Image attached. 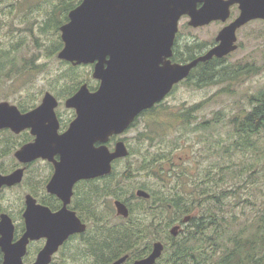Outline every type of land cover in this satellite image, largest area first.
<instances>
[{
  "label": "flooded vegetation",
  "instance_id": "1",
  "mask_svg": "<svg viewBox=\"0 0 264 264\" xmlns=\"http://www.w3.org/2000/svg\"><path fill=\"white\" fill-rule=\"evenodd\" d=\"M225 1L230 0H221L219 3L221 10L227 8V13L220 15L226 16L225 18L218 17L197 27L191 26L200 30L219 25L213 38L203 40L193 36L192 42L184 45L185 50H176V37L173 53L169 58L172 64L190 62L220 44L218 36L221 31L234 23L243 12L241 1L244 0H232L230 3ZM205 3L206 0L197 1L198 12ZM203 16L204 13L199 12L200 20ZM184 18L188 19L189 24V15L181 17ZM255 22L264 24V17H253L237 27L235 50L222 57L214 56L210 60L199 62L185 79L174 84L169 93L150 105L141 107L138 114L132 116L134 109L126 106L132 103L130 99H120L125 107H114L112 112L117 111L119 115L106 113L105 100L98 102V105L96 100H89L86 103L90 102L89 105H92L88 110L90 116H94L92 123L73 126L79 116V110L77 107L68 106L67 100L79 90L84 84L82 83L71 94L64 90L62 94L51 92L57 99L54 109L56 117L38 116V123L24 125L19 131L11 127L0 129V173L7 176L16 172L20 178L17 183L4 184L0 187V221L2 215L7 214L14 225L11 235L8 227V233L4 236V246L0 245V264H4L7 257H11L15 263L22 261L23 264H35L45 257L48 258L45 264H112L124 257L120 264H133L149 256L155 243L161 242L164 249L155 263L159 264L168 255L172 236L179 238L180 235L195 231L197 204L192 205V211L180 213L176 221L169 226L170 217L174 214L171 200L176 195V192L173 194L169 192L166 183L171 175L170 168L158 162H137L136 158L132 157L137 154V149L132 146L134 134L152 139L155 135H162L166 124L172 122H175L172 125L179 122L190 124L194 119V111L189 120H186L184 114L187 109L175 115L174 112L164 114V111L169 105V97L179 85L188 80H195L194 84L197 85L198 69L207 68L210 64L226 62L225 64L231 68H239L245 73L253 72L247 64L233 66L230 62L241 46L240 33ZM188 48L193 49V52L189 53ZM189 54L191 58L185 60ZM210 67L213 68V65ZM87 85L91 92H96L101 87V81L99 80L96 85L90 86L88 83ZM261 91L250 97L248 104L252 105V108L260 101ZM123 92L131 96L130 91H122V94ZM9 102L17 105L19 110L26 114L40 106L43 98L35 103H31L29 99L25 102L24 99L15 103ZM250 111L246 115L242 114L238 119L232 120L231 117L230 120L235 122L237 128L249 129L244 128L245 125H249V121L246 120L259 118L251 116ZM98 114L103 117L100 119L102 122L97 121ZM106 119L117 122L107 124ZM162 120L164 123L157 126ZM81 127L99 131L96 136L100 137L94 141L93 149H99L105 155L106 151L112 154L118 147L124 145L127 154L114 159L111 162V170L107 173L84 176L80 172L68 170L72 144L68 133L72 128L78 131ZM262 128L263 125L260 130ZM186 129L189 130V128L180 130L182 132ZM258 129L259 126L256 125L253 131L260 132ZM39 136L43 138L40 148L28 147L36 143ZM20 150L23 153L18 157L16 153ZM90 159L95 160L96 157ZM182 159L180 163L185 169L186 161ZM77 160H80L79 157ZM102 160L105 167L104 158ZM123 161H126L124 168H122ZM74 165L79 166L80 163L76 162ZM172 172L175 175V171ZM154 178L160 180L159 185L155 184ZM11 191L16 192L14 195H17V200L4 202L1 196ZM139 191H145L149 195L139 194ZM194 191L192 189L191 193ZM196 192L191 196L195 203ZM119 201L126 205L129 210L128 216L119 212L117 206ZM138 220L141 223L139 232ZM83 225L84 230L81 229ZM174 226L180 227L177 235L171 233V228ZM2 238L3 233L0 232V240ZM9 246L13 248L7 252ZM49 246V253H45Z\"/></svg>",
  "mask_w": 264,
  "mask_h": 264
},
{
  "label": "rangeland",
  "instance_id": "2",
  "mask_svg": "<svg viewBox=\"0 0 264 264\" xmlns=\"http://www.w3.org/2000/svg\"><path fill=\"white\" fill-rule=\"evenodd\" d=\"M81 1L0 0V59L18 53L19 67L29 62L27 70L18 79L1 85L0 101L15 103L29 99L35 103L43 98L46 91L62 94L63 90L73 89L78 82L90 86L98 84L99 80L93 76L94 65H73L59 59L58 53L50 55V46L57 39L62 40L60 26L68 21H65L67 9H73L72 4H80ZM53 18L57 19V25L63 21L56 29L51 22ZM187 20L184 18L179 22L176 50H185L184 45L192 42L193 36L212 39L219 28V25H214L198 30L191 27ZM43 26L46 30H42ZM240 42L241 46L230 64H247L253 72L231 68L226 62L210 64L213 65L212 70L198 69L197 85L195 80L179 85L169 97V105L164 111V114L174 112L175 115L196 105L192 110L194 119L190 124H166L162 135H155L152 139L134 134L132 146L137 149V154L132 157L137 162H158L169 166L171 175L166 183L171 194L177 191L190 196L192 188L187 182L193 181L208 180L207 184L218 182L222 187H236L242 202L238 207H232V213L244 222L247 217H254L264 210V126L260 135L257 131L251 133V146L243 152L236 145L243 129L237 128L232 120L246 115L252 108L248 104L250 97L264 89V24L255 22L246 27L240 33ZM30 64L39 67L30 69ZM73 66L77 75L72 72ZM207 72L214 75L210 82L204 79L208 76ZM162 123L164 120L157 126ZM182 128H189L190 131L181 132ZM181 159L186 161L187 168L183 169ZM125 162H122V168ZM212 177L213 180H210ZM179 179L184 181V185L176 190L173 186ZM154 182L160 184L159 179L154 178ZM15 193L6 192L1 197L4 202L16 201ZM234 202L236 199L232 196L227 199L228 204ZM197 215H201L200 208Z\"/></svg>",
  "mask_w": 264,
  "mask_h": 264
},
{
  "label": "water",
  "instance_id": "3",
  "mask_svg": "<svg viewBox=\"0 0 264 264\" xmlns=\"http://www.w3.org/2000/svg\"><path fill=\"white\" fill-rule=\"evenodd\" d=\"M198 0H82L80 4L70 10L69 20L60 26L63 48L58 53V58L71 62L73 65L94 64L93 76L101 81V87L96 92H91L87 83H84L79 90L67 100L68 106L77 107L79 116L75 124L88 125L93 121L90 116L89 100L98 102L105 100L106 113L119 115V112H112L115 106L125 107L121 100H132L126 105L139 113L140 108L163 98L171 91L174 84L185 79L191 70L201 61H207L214 56L222 57L235 50V31L237 27L253 17H264V0L241 1L243 12L234 23L224 28L218 36L220 44L202 55L187 63L172 64L169 58L173 53V46L179 22L183 15H189V25L197 27L210 22L227 13V8L221 10V0H206L204 7L199 11L204 16L199 19L197 11ZM232 1V0H230ZM230 1H225L230 3ZM128 90L131 96L122 91ZM56 97L51 93H45L40 106L23 114L17 105L7 100L0 101V129L11 127L19 131L24 125L39 122L38 116L55 115ZM123 115V113H121ZM101 114H98L97 121ZM116 121L105 120V123H116ZM97 130L80 128L75 131L73 128L68 133L72 140L69 151L68 170L82 173L84 176L107 173L111 170V162L119 156L127 154L125 146L110 154L105 155L99 149H93V143L100 136ZM102 133V132H101ZM108 135V133H106ZM42 137L28 147L37 149L41 146ZM22 150L17 151L19 157ZM95 156V160L90 157ZM79 157L80 160H77ZM99 157V159H98ZM105 160V167L103 159ZM79 162V166L74 164ZM18 173L3 175L0 173V187L4 184L12 185L19 181ZM139 194L148 196L145 191ZM119 212L125 216L129 210L122 202H117ZM186 220L188 218H185ZM13 231L12 219L7 214L2 215L0 221V232L3 238L0 245L4 246V236ZM179 226L171 228V233L178 234ZM82 230L85 229L83 225ZM19 245V244H18ZM16 245V246H18ZM13 247H7L10 252ZM164 245L161 242L155 243L152 253L133 264H155L161 256ZM50 246L45 253H49ZM124 257L112 264H120ZM48 258L40 260L35 264H45ZM4 264H23L22 261L15 263L11 257H7Z\"/></svg>",
  "mask_w": 264,
  "mask_h": 264
},
{
  "label": "trees",
  "instance_id": "4",
  "mask_svg": "<svg viewBox=\"0 0 264 264\" xmlns=\"http://www.w3.org/2000/svg\"><path fill=\"white\" fill-rule=\"evenodd\" d=\"M78 1L80 2V0ZM77 4H72L73 8ZM67 5H69V1ZM70 8L67 9V13ZM67 13L65 21L69 20ZM56 21L57 19L55 18L51 20L52 24L54 22L55 29L63 22L57 25ZM42 30H46V26H43ZM63 46V41L57 39L50 46V55L59 53ZM188 51L191 53L193 49L188 48ZM17 54L15 53L14 56L6 55L3 56L5 58L0 59V87L4 83L18 79L27 70L29 62L19 67L20 57H17ZM189 58H191V54L187 55L185 60ZM209 66H207V69L212 70L213 68ZM29 67L30 69H36L39 66L30 64ZM75 69L76 67L73 66L72 72L77 75ZM207 73L208 76L204 77V79L210 82L213 74ZM79 85L80 83L78 82L73 89L69 90L67 88L64 92L69 91L68 93L71 94L77 90ZM261 94L260 101L255 104L249 113L251 116L259 118L246 120L249 121V125H245L244 128L248 127L249 129H243L239 139L236 141L237 147H240L243 152L246 151L247 147L251 146L253 135L251 133L254 130V126L258 125V130H260L262 125L264 126V89ZM194 107H189L184 113L186 120L190 119ZM262 131L261 129L260 132L257 131L256 133L260 135ZM257 149H259L258 146ZM177 173L181 175V173ZM207 175L210 176V173L208 172ZM210 180H213V177ZM208 182V180L187 182L190 188L197 191L196 203L191 197L195 191L190 196L176 191L175 198L171 200V209H173L174 214L170 217L169 226L176 221L179 215L190 212L194 204H197V209H201V215H197V229L195 231L187 235H180L179 238L172 236L173 239L171 240L168 255L162 260V264H264V210L254 217H247V221L241 222L238 215L232 213V207H238L242 202L238 189L236 187H222L218 182L207 184ZM183 185L184 181L179 179L173 188L178 190ZM230 196L234 197L236 202L228 204L227 199ZM137 225L139 232L140 220H138Z\"/></svg>",
  "mask_w": 264,
  "mask_h": 264
},
{
  "label": "bare ground",
  "instance_id": "5",
  "mask_svg": "<svg viewBox=\"0 0 264 264\" xmlns=\"http://www.w3.org/2000/svg\"><path fill=\"white\" fill-rule=\"evenodd\" d=\"M66 228V227H65ZM70 228V227H69ZM58 230V229H57ZM64 231V230H63ZM67 234V233H66Z\"/></svg>",
  "mask_w": 264,
  "mask_h": 264
}]
</instances>
